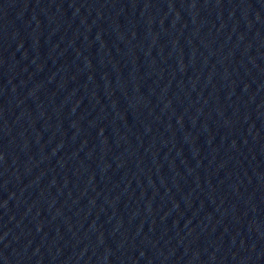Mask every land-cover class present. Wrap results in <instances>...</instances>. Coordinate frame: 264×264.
<instances>
[{"label":"water","instance_id":"1","mask_svg":"<svg viewBox=\"0 0 264 264\" xmlns=\"http://www.w3.org/2000/svg\"><path fill=\"white\" fill-rule=\"evenodd\" d=\"M0 264H264V0H0Z\"/></svg>","mask_w":264,"mask_h":264}]
</instances>
